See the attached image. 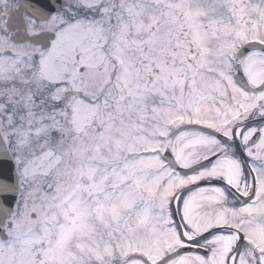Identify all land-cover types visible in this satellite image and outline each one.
Listing matches in <instances>:
<instances>
[{
  "label": "snow or ice",
  "instance_id": "6c2138e0",
  "mask_svg": "<svg viewBox=\"0 0 264 264\" xmlns=\"http://www.w3.org/2000/svg\"><path fill=\"white\" fill-rule=\"evenodd\" d=\"M0 264H264V0H0Z\"/></svg>",
  "mask_w": 264,
  "mask_h": 264
}]
</instances>
